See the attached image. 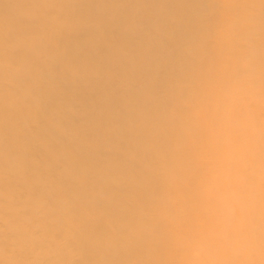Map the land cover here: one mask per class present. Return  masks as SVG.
Listing matches in <instances>:
<instances>
[{
  "label": "bare ground",
  "instance_id": "6f19581e",
  "mask_svg": "<svg viewBox=\"0 0 264 264\" xmlns=\"http://www.w3.org/2000/svg\"><path fill=\"white\" fill-rule=\"evenodd\" d=\"M0 264H264V0H0Z\"/></svg>",
  "mask_w": 264,
  "mask_h": 264
}]
</instances>
